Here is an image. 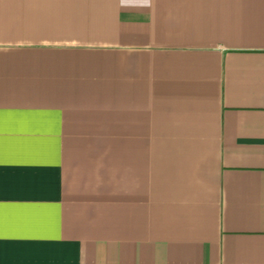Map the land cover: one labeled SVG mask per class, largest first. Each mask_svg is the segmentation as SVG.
Instances as JSON below:
<instances>
[{
  "label": "crops",
  "instance_id": "obj_1",
  "mask_svg": "<svg viewBox=\"0 0 264 264\" xmlns=\"http://www.w3.org/2000/svg\"><path fill=\"white\" fill-rule=\"evenodd\" d=\"M0 264H264V0H0Z\"/></svg>",
  "mask_w": 264,
  "mask_h": 264
}]
</instances>
